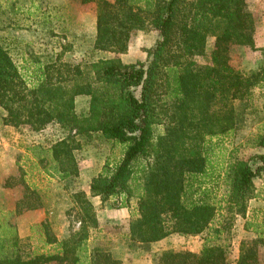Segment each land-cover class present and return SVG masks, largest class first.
Returning a JSON list of instances; mask_svg holds the SVG:
<instances>
[{"label":"trees","instance_id":"obj_1","mask_svg":"<svg viewBox=\"0 0 264 264\" xmlns=\"http://www.w3.org/2000/svg\"><path fill=\"white\" fill-rule=\"evenodd\" d=\"M80 2L97 5V51L124 52L133 31L158 30L160 38L147 60L102 58L84 70L57 56L47 63L27 60L19 66L0 41L2 123L41 130L57 122L75 130L42 148L47 153L42 161L50 157L54 163L47 172L61 180L79 174L75 136L100 132L122 144V158L114 165L105 163L91 181L90 194L103 204L113 200L115 208H128L137 200L130 246L143 248L171 233L206 232L199 252L168 249L156 264H264V231L243 240L235 259L228 242L237 219L245 217L251 199L259 197L255 180L264 176V153L225 159L215 152L219 138L242 125L246 109H239L237 102L264 87V65L244 71L231 63L233 46L257 48L248 0ZM210 37L215 41L209 61L200 64L197 57L208 53ZM80 96L89 98L84 113L77 110ZM256 143L264 146V133ZM21 172L17 183L25 189L16 215L43 204ZM13 179L8 177L4 185H13ZM72 198V216L79 227L72 219L68 235L59 238L44 219L42 250L25 242L14 223L0 220V264H123L104 245L88 247L90 230L99 226L96 209L83 190ZM251 226L245 224L246 229Z\"/></svg>","mask_w":264,"mask_h":264},{"label":"rangeland","instance_id":"obj_2","mask_svg":"<svg viewBox=\"0 0 264 264\" xmlns=\"http://www.w3.org/2000/svg\"><path fill=\"white\" fill-rule=\"evenodd\" d=\"M248 5L256 21L257 48L238 45L231 49L232 65L244 71L258 69L264 65V0H248ZM96 21V3L82 4L80 0H0V41L19 66H23L27 60L32 62L40 59L47 63L57 56H60V61L79 65L84 70H88L91 63L102 58H119L122 61L126 60L125 63L146 61L149 49L160 38L156 29L135 30L124 52L97 51L94 49ZM214 41L215 39L210 37L207 42L208 53L197 57L200 64L208 63ZM88 99L87 96L78 97V112L84 113L88 109ZM237 106L239 109H246L244 120L238 131L219 138L220 145L215 147L217 158L228 159L233 155L247 158L256 153H264V146H258L256 143L258 136L264 133V87L254 88L252 97L245 102L238 101ZM4 113L0 106V116ZM162 130V126L157 128L158 133ZM74 134L75 130L65 129L57 122L50 123L41 130H33L28 126L3 124L0 120V179L4 182L8 176L13 175L12 182H19L22 179V170L19 169L18 164H14L15 160V163L19 161L27 174V180L37 184L39 193L41 196L44 194L48 206L57 210L58 213H49L47 219L59 238L65 237L70 232V222L75 213L72 194L82 190L78 187L91 184L92 179L102 171L106 162L114 165L124 153L122 144L106 139L100 132H91L75 136L78 142V148L74 152L79 168L78 176L68 180H61L57 175L50 176L46 171L48 167L54 165L50 157L45 162H40L38 167L40 171L32 167V164L29 165L32 157L47 155L41 152V149L33 148V143L48 146ZM214 141L218 142V138ZM31 145L34 150H29ZM255 181L258 196L263 198L264 176L256 178ZM19 188L21 191L25 189ZM221 192L224 193V188ZM112 201H107L105 204L101 201L96 206L99 226L90 230L87 243L90 249L95 243L104 245L115 257L122 259L123 264L126 261L128 264H156L157 257L164 248L179 250L187 247V241L177 239L159 245L155 252L160 254L156 253L154 256L146 255L153 252L152 245L143 248L136 245L131 247L128 233L130 222L136 216V214L133 216V213H136L137 200L133 198L128 208H115L111 204ZM107 209L112 212L127 209L128 213H117L116 217L113 213H106ZM6 219L8 218L0 213V220ZM9 219L11 221V216ZM73 220L75 228H78L79 223ZM239 224L240 221L235 222L232 237L228 241L232 259L238 257L241 242L252 239L239 230ZM43 238L41 224L33 225L32 235L23 237L25 242H30L32 248L40 249L43 246ZM26 249L30 250L28 246Z\"/></svg>","mask_w":264,"mask_h":264},{"label":"crops","instance_id":"obj_3","mask_svg":"<svg viewBox=\"0 0 264 264\" xmlns=\"http://www.w3.org/2000/svg\"><path fill=\"white\" fill-rule=\"evenodd\" d=\"M125 61L126 60H123V62H125ZM50 145H48V146H50ZM48 146L47 145L45 146L42 143H38V144L33 143V148H36V149L39 148V149H41L40 150L41 152H43V150H42L43 147H48ZM33 148L31 145V147H29V150H34ZM26 155H28V152H26ZM42 156L38 157V158H36L37 156L32 157V159L29 160V165L32 164V167H34L35 169H38L40 171V169L38 167L40 165V162L42 161ZM24 157H26V156H24ZM15 161H14V164H18L20 166L19 169H21L25 173L24 174L25 175L24 178L26 180L25 182L27 184H29L30 186L35 187L39 191V187L37 186V184L31 183L27 180V177H26L27 174L23 169L24 168L23 165L19 161H17L16 163H15ZM41 170L43 171V169H41ZM47 173H49V172H47ZM10 176H8V177H10ZM50 176H53V175H50ZM6 179H5V181H6ZM5 181L3 182L0 179V213H3L4 217H7L8 220H10L9 216H11V222L16 225L17 230H18V234L21 238H23L25 236H29V235L31 236L33 225H36V226L40 225L41 222L45 218L49 217L48 216L49 213H58L57 210H54L48 206V204L45 201V198L43 197V195H44L43 194L42 195V199H43L42 200V202H43L42 206H40L39 208H36V209L25 210L21 214L16 215L15 214L16 213L15 212L16 203L23 197V194H24V190L21 191V188H19V187L24 188V185L22 183L14 182V184L11 186H5L4 185ZM78 189H82L87 193L89 199L91 200V202L93 203V205L96 209V206H97V204H99L101 202L100 201L101 199L98 196H91L90 184L82 185L81 187H78ZM73 192H75V191H73ZM106 213H113L114 216L117 217L118 216L117 213H128V210L126 209V211H124V209H119V210H115L114 212H112L110 209L109 210L107 209ZM239 221H240V224H239L240 229L239 230H241L242 233L249 238H254L259 234V232L264 231V197L263 198L257 197V198L251 199L246 216L237 219V223ZM247 222L253 223V226L246 229L245 224H247ZM205 236H206V232H202V233L195 234V235L171 233L167 237H165L159 241L153 242L151 244L153 246V249H152L153 252H151V254L149 253L146 255L147 256H150V255L154 256L156 253H157V255H159L160 254L159 252H155V250L158 248L159 245H165L171 241H176L177 239L188 242L187 247H183L181 249L190 250L193 252H199L202 249ZM240 242H241V240L239 241V245H240ZM170 249H172V248H170ZM181 249H179V250H181ZM163 250L164 251L168 250V248H164ZM175 250H178V248H175ZM124 264H128V262L126 261V262H124Z\"/></svg>","mask_w":264,"mask_h":264}]
</instances>
